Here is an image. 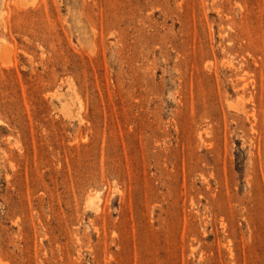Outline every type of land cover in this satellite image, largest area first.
Wrapping results in <instances>:
<instances>
[{
	"label": "rangeland",
	"instance_id": "1",
	"mask_svg": "<svg viewBox=\"0 0 264 264\" xmlns=\"http://www.w3.org/2000/svg\"><path fill=\"white\" fill-rule=\"evenodd\" d=\"M0 264H264V0H0Z\"/></svg>",
	"mask_w": 264,
	"mask_h": 264
}]
</instances>
